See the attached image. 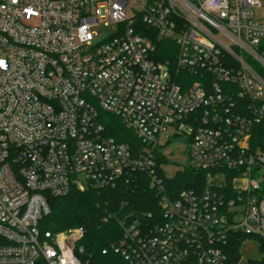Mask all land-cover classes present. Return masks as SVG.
Segmentation results:
<instances>
[{
    "label": "built area",
    "instance_id": "obj_1",
    "mask_svg": "<svg viewBox=\"0 0 264 264\" xmlns=\"http://www.w3.org/2000/svg\"><path fill=\"white\" fill-rule=\"evenodd\" d=\"M102 112L143 146L108 135ZM263 120V0H0V264H84L85 227H42L50 199L141 184L156 209L108 213L121 234L103 253L228 264L232 234L264 239ZM171 137L203 182L166 176Z\"/></svg>",
    "mask_w": 264,
    "mask_h": 264
},
{
    "label": "trees",
    "instance_id": "obj_2",
    "mask_svg": "<svg viewBox=\"0 0 264 264\" xmlns=\"http://www.w3.org/2000/svg\"><path fill=\"white\" fill-rule=\"evenodd\" d=\"M157 41L160 42V39ZM157 48L166 58L170 50L175 49V44L170 40H161ZM101 119L106 126L108 135L118 141L129 143L133 148L143 146L137 134L127 128L118 116L102 112ZM252 142L255 147L264 150V120L256 125ZM196 174L190 169L179 173L174 179L175 185L178 184L180 188H183L194 186V178L200 182L205 180V173ZM125 200H128L124 209L126 211L134 210L142 213L156 209L155 195L143 184L134 193L100 192L96 190L73 191L66 196L50 199L51 212L43 218L42 227L54 231L75 226L85 227L86 237L81 242L85 247L84 264H129L121 254L112 250L103 253V249L109 248L111 242L121 234V228L116 219L108 218L105 220L104 217L114 210L120 211L121 203ZM248 237L259 240L261 257L242 260L241 244ZM227 253L229 256L228 264H264V239L241 233L232 234Z\"/></svg>",
    "mask_w": 264,
    "mask_h": 264
},
{
    "label": "rangeland",
    "instance_id": "obj_3",
    "mask_svg": "<svg viewBox=\"0 0 264 264\" xmlns=\"http://www.w3.org/2000/svg\"><path fill=\"white\" fill-rule=\"evenodd\" d=\"M95 30L98 32V36L103 38L113 32V26L100 23L95 27ZM159 149L158 161L159 163H163L162 167L167 177L176 176L179 171L184 172L186 168L190 167L187 146L183 138L171 137L166 141V144L160 146ZM261 255L262 252L259 247L258 239L248 237L241 244L242 260L247 258H259Z\"/></svg>",
    "mask_w": 264,
    "mask_h": 264
}]
</instances>
